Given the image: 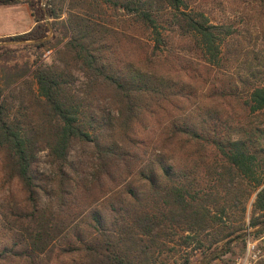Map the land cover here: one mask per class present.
Masks as SVG:
<instances>
[{
    "label": "trees",
    "instance_id": "obj_1",
    "mask_svg": "<svg viewBox=\"0 0 264 264\" xmlns=\"http://www.w3.org/2000/svg\"><path fill=\"white\" fill-rule=\"evenodd\" d=\"M198 1L0 0L34 22L0 38L32 42L0 46V264H225L264 233V0Z\"/></svg>",
    "mask_w": 264,
    "mask_h": 264
},
{
    "label": "rangeland",
    "instance_id": "obj_2",
    "mask_svg": "<svg viewBox=\"0 0 264 264\" xmlns=\"http://www.w3.org/2000/svg\"><path fill=\"white\" fill-rule=\"evenodd\" d=\"M217 1L218 0H201V1L199 0L198 2H200L201 8H203L205 11L210 13L209 15L212 18H219L220 13L218 11ZM33 25H34L33 19L31 17L29 8L26 4L0 7V36L6 34L7 37H12V36H16L19 34H23L29 31L33 27ZM0 43H8V42H0ZM14 45H17V44H9L8 46H14ZM0 46H7V45H0ZM34 53H35L34 50H26V49L18 50L15 54L16 60H17L16 62H18L19 64L23 62H27V60L30 62L33 59ZM50 54L51 53L49 54L46 53L44 59L48 58ZM45 161H46L45 153H40L37 158L39 169L41 170L45 169L46 167ZM261 236H264V233L256 237H252V236L250 237L251 239H256ZM248 238L249 237L245 238L244 248H242L241 245L235 246V243L232 245V247L234 246L233 247L234 253L233 255H227L224 258L225 264H233L234 259L237 256H240L244 253ZM261 244H264V240L261 242ZM260 263H264V260L260 259L259 261H257L256 264H260ZM213 264H222V262L217 260Z\"/></svg>",
    "mask_w": 264,
    "mask_h": 264
},
{
    "label": "built area",
    "instance_id": "obj_3",
    "mask_svg": "<svg viewBox=\"0 0 264 264\" xmlns=\"http://www.w3.org/2000/svg\"><path fill=\"white\" fill-rule=\"evenodd\" d=\"M42 6H45L44 2H42ZM263 240L264 236L256 239L249 237L244 253L237 256L233 264H256L260 259L264 260V244H261Z\"/></svg>",
    "mask_w": 264,
    "mask_h": 264
},
{
    "label": "water",
    "instance_id": "obj_4",
    "mask_svg": "<svg viewBox=\"0 0 264 264\" xmlns=\"http://www.w3.org/2000/svg\"><path fill=\"white\" fill-rule=\"evenodd\" d=\"M46 22H47L48 27L50 28V24L48 23L47 17H46ZM52 35H53V31L50 28L49 35L44 40H49L52 37ZM25 43H32V42L31 41H29V42L14 41V42H8V43H0V45H9V44H17V45H20V44H25ZM257 232H258L257 230H253V231H248V232L244 233L243 235H240L239 237H237L234 240H232L231 242H229V244L227 245L225 251H227L228 249H230L235 242H237L239 240H242V239H245L247 237L253 236ZM211 257H212V255H209L206 259H204L199 264H205L206 260L209 259V258H211Z\"/></svg>",
    "mask_w": 264,
    "mask_h": 264
},
{
    "label": "crops",
    "instance_id": "obj_5",
    "mask_svg": "<svg viewBox=\"0 0 264 264\" xmlns=\"http://www.w3.org/2000/svg\"><path fill=\"white\" fill-rule=\"evenodd\" d=\"M4 37H7V35H6V34H4V35H1V36H0V38H4Z\"/></svg>",
    "mask_w": 264,
    "mask_h": 264
}]
</instances>
